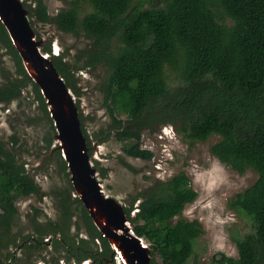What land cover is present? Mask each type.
Wrapping results in <instances>:
<instances>
[{
    "label": "trees",
    "instance_id": "16d2710c",
    "mask_svg": "<svg viewBox=\"0 0 264 264\" xmlns=\"http://www.w3.org/2000/svg\"><path fill=\"white\" fill-rule=\"evenodd\" d=\"M79 1L89 2L91 9L81 15ZM71 3L51 16L43 0H36L29 7L23 0L33 28L34 20L53 21L58 29L75 34L82 31L92 41L87 51L84 50L83 65L72 63L64 53L51 54V48L42 44L66 84L77 91V70L99 63L107 66L103 102L112 118L114 136L133 157L152 158L153 151L142 147V131L159 123L174 125L192 140L202 141L219 134L221 138L212 144L211 152L240 173L252 168L257 178L228 200L231 208L251 222V230L246 234L233 235L239 256L220 252L212 260L264 264V0H141L139 3L72 0ZM35 33L40 38L36 30ZM0 44L16 66V75L8 74L0 83V102L20 98L30 86L43 111L42 117L50 122L51 135L47 141L53 143L56 129L45 98L28 75L1 21ZM172 72L176 74L171 76ZM79 117L91 155L80 111ZM53 151L68 176L61 150L54 146ZM39 191L25 162L7 150L0 139V249L3 230L11 226L18 214L17 200ZM73 192L68 180V186L59 196V209L65 218L79 210L82 220L81 224L77 222V227L84 229L89 237H81L77 242L74 236L61 233L65 250L70 252L67 257H75L78 262L91 258L92 264H114L110 243ZM197 194L188 174L180 171L143 191L137 206L132 203L124 207L134 231L150 241L151 264H157L156 253L161 256V264L188 263L203 229L199 220L181 214L186 203L195 200ZM134 208L137 210L132 215ZM57 224L50 221L45 227H35L42 242L44 233L52 228L60 231ZM0 264H3L1 260Z\"/></svg>",
    "mask_w": 264,
    "mask_h": 264
},
{
    "label": "rangeland",
    "instance_id": "374dc122",
    "mask_svg": "<svg viewBox=\"0 0 264 264\" xmlns=\"http://www.w3.org/2000/svg\"><path fill=\"white\" fill-rule=\"evenodd\" d=\"M24 1L27 7L36 3V0ZM43 1L51 16L59 9L72 5V0ZM140 1L135 0V3ZM78 7L81 15L91 9L90 3L84 1H79ZM34 28L43 40L42 44L51 48V54L64 53L72 63L84 64L86 48L91 46L92 41L82 31L75 34L60 30L53 21L42 23L34 20ZM43 51L49 53L45 49ZM8 74L16 75L15 61L0 44V83ZM108 74L105 64L86 66L75 72L77 91L72 89L89 136L91 160L105 192L124 206L132 203L137 206L142 199V192L147 188H151L158 180H166L185 171L198 194L195 200L186 203L181 216L199 220L203 229L187 264H227L212 260L220 252L238 257L233 235L246 234L251 230V222L246 215L231 208L228 200L251 185L257 178L256 172L249 167L240 173L211 152L212 144L221 138L219 134H212L202 141L192 140L171 124L159 123L143 129L141 144L153 151L151 159L128 155L113 134L112 118L103 102L102 86ZM175 74L172 72L171 76ZM42 115L39 101L30 86L23 90L20 98L0 102V139L7 150L25 162L27 171L40 187L38 193L17 200L18 214L11 226L3 230V246L0 249L3 264L16 261L26 264H79L75 257H67L70 254L59 242L54 241L52 231L44 234L46 241L40 246L34 242L30 246L26 240L28 237H41L40 233L34 232L35 225H46L42 223L47 221L64 223L59 209V196L70 180L59 158L53 155L57 142L54 139L53 143H48L51 125ZM216 161L223 166V173H217L223 182L213 190L207 183V170ZM197 174H204L205 180L197 182L194 179ZM135 210L137 208L132 211L133 215ZM77 213L80 215L79 210ZM76 220L74 216L65 223L67 228L60 225L65 234L77 233L73 223ZM78 237H87L84 229ZM144 240L150 244L148 238L144 237ZM92 246L97 247L95 243ZM154 257L157 264L162 263L160 254L156 253ZM115 260L116 264H123L120 257ZM80 264H91V261H82Z\"/></svg>",
    "mask_w": 264,
    "mask_h": 264
},
{
    "label": "water",
    "instance_id": "95a60500",
    "mask_svg": "<svg viewBox=\"0 0 264 264\" xmlns=\"http://www.w3.org/2000/svg\"><path fill=\"white\" fill-rule=\"evenodd\" d=\"M0 21L6 27L28 75L39 86L55 126L54 138L65 159L74 195L78 196L94 224L123 264H151V246L138 235L124 205L108 195L97 177L79 108L71 88L42 49L30 24L23 0H0Z\"/></svg>",
    "mask_w": 264,
    "mask_h": 264
},
{
    "label": "flooded vegetation",
    "instance_id": "af4514ba",
    "mask_svg": "<svg viewBox=\"0 0 264 264\" xmlns=\"http://www.w3.org/2000/svg\"><path fill=\"white\" fill-rule=\"evenodd\" d=\"M50 54V53H49ZM57 54H60V53H57ZM11 102V101H10ZM114 134V133H113ZM89 148V147H88ZM68 167V166H67ZM68 170V169H67ZM69 177H70V174H69ZM71 181V180H70ZM72 183V182H71ZM73 186V185H72ZM31 195V194H30ZM73 196H75V195H73ZM72 196V197H73ZM23 198V197H22ZM82 202V201H81ZM131 205V204H130ZM125 207V206H124ZM127 207V206H126ZM135 209V208H134ZM74 211V210H73ZM136 211V210H135ZM60 214H61V211H60ZM131 214H132V212H131ZM133 215V214H132ZM61 216L63 217V222L64 223H62V222H58L57 221V225H58V228H60V231L59 232H57V231H55L54 230V228H52V232H54V241H57V240H59L60 241V243L61 244H63V248L65 249L66 248V245H65V240H64V238H63V236H62V234L61 233H64L65 234V230L64 229H62L61 227H60V225H62V226H64L65 228H67V225L65 224V223H67L68 221H71L72 220V218L74 217V216H76V218H77V220L76 221H73V223L75 224V227H76V229H77V233L74 235V234H72V236H74L75 238H76V240H77V242H78V240L81 238V237H78V234L80 233V231L82 230L81 228L79 229L78 227H77V222H79L80 224H81V218H80V215H78V213H77V210H75V212H73V214H72V216L70 217V218H65L64 217V215L63 214H61ZM50 221H47V222H44V223H42V224H46V225H48V223H49ZM52 222V221H51ZM53 223V222H52ZM55 223V222H54ZM46 225H40V228L41 227H45ZM36 226H39V225H35V227ZM50 227V226H49ZM34 232L36 233L37 231L35 230V228H34ZM37 234H38V232H37ZM44 234H47V233H44ZM41 235V234H40ZM67 236H71V234H66ZM44 237H46V235H43V242L41 241V237H35V238H30V237H28L26 240H28V242L30 243V246H32V243L34 242V244L36 245V246H40V244L41 243H44L46 240H44ZM89 237V235H88V233H87V237H85V238H88ZM58 242V241H57ZM96 243H97V245H98V240L96 239ZM66 251V250H65ZM67 252V251H66ZM68 253H70L69 251H68ZM113 259H114V264H116V260H115V258H119V256L117 255V253H113ZM73 258V257H72ZM121 259V258H120ZM82 261H84V263L86 262H89L90 263V261H91V258H85V259H83ZM81 261V262H82ZM76 262L77 263H81V262H78V260H76ZM123 263V262H122ZM91 264H92V261H91Z\"/></svg>",
    "mask_w": 264,
    "mask_h": 264
},
{
    "label": "clouds",
    "instance_id": "9594fccd",
    "mask_svg": "<svg viewBox=\"0 0 264 264\" xmlns=\"http://www.w3.org/2000/svg\"><path fill=\"white\" fill-rule=\"evenodd\" d=\"M223 171V166L220 164L219 161L214 162L211 168L207 170V183L209 187L213 188V190H215V188L219 186V183L223 182L217 175V173H223ZM194 179L197 182H200L205 180V176L204 174H197L195 175Z\"/></svg>",
    "mask_w": 264,
    "mask_h": 264
}]
</instances>
